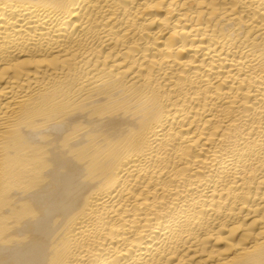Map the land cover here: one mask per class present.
I'll return each mask as SVG.
<instances>
[{"label": "bare ground", "instance_id": "6f19581e", "mask_svg": "<svg viewBox=\"0 0 264 264\" xmlns=\"http://www.w3.org/2000/svg\"><path fill=\"white\" fill-rule=\"evenodd\" d=\"M0 264H264V0H0Z\"/></svg>", "mask_w": 264, "mask_h": 264}]
</instances>
